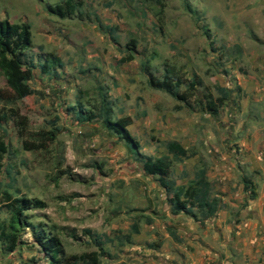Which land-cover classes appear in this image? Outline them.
<instances>
[{
  "label": "rangeland",
  "instance_id": "1",
  "mask_svg": "<svg viewBox=\"0 0 264 264\" xmlns=\"http://www.w3.org/2000/svg\"><path fill=\"white\" fill-rule=\"evenodd\" d=\"M63 1L0 0V20L29 26L26 56L57 60L50 77L22 68L32 94L0 103V141L8 149L0 156V187L23 200L29 222L59 238L66 264H88L79 257L90 252L97 264H136L129 245L141 242L150 218L164 221L159 214L168 205L157 177L144 175L141 161L104 129L101 96L141 158L167 156L171 141L185 149L164 170L166 182L185 188L201 170L209 198L227 175L246 183L254 174L244 169L252 162L246 147L264 151L254 140L264 119V0H71V16L47 12ZM163 74L180 82L186 103L150 87L149 77ZM189 81L197 82L192 90ZM0 90L9 96L1 70ZM209 100L213 114L205 110ZM79 106L95 118L76 123L70 109ZM49 132L51 140L38 137ZM20 242L0 253V264H46L27 229Z\"/></svg>",
  "mask_w": 264,
  "mask_h": 264
},
{
  "label": "trees",
  "instance_id": "2",
  "mask_svg": "<svg viewBox=\"0 0 264 264\" xmlns=\"http://www.w3.org/2000/svg\"><path fill=\"white\" fill-rule=\"evenodd\" d=\"M46 10L56 17L64 18L74 13L75 6L71 3V0H65L61 4L47 6ZM30 47L31 41L28 24L24 22L10 23L6 19L0 20V70L4 76L5 86L9 91V96H6L5 92L0 90V103H12V101L32 94L31 88L25 83L26 73L22 68L27 70L37 68L46 77L54 74V66L57 64L56 58L47 56L40 60L39 56H37V62H34L31 57L26 56V51ZM127 59L130 60L131 56H128ZM179 83L177 79L175 82H171L165 74H163L161 80H155L151 77L148 79L150 87L160 89L176 101L186 103V96L177 91ZM196 83L193 81L187 82L186 89L192 90ZM100 100V114L104 129L118 136L134 153L136 159L141 161V170L144 175L157 177L158 186L164 192L165 202L169 206V213L171 215L183 214L194 221L198 220L196 215L198 212L201 215L199 219L211 215L215 211L217 201L215 198H209L206 190L208 183L204 180L201 170L197 173L196 179L193 182L191 181L185 188H177L175 184L168 183L162 178L164 170L170 166L172 160L177 161L185 156V149L179 143L171 141L165 144L167 156L171 158L167 156L153 160L141 158L135 153L136 142L120 124L111 120L109 102L105 100L104 96H101ZM205 110L211 114L215 113L211 100L207 102ZM70 111L72 112L73 120L79 124L90 122L95 118L92 112L86 111L80 106L76 109L71 108ZM4 121L5 116L0 115V125ZM42 135H38L41 140H51L54 137V133L52 132L44 136ZM4 154H8V149L0 141V156ZM23 203V200L13 197L11 192L0 187V208L4 209L7 214V221L0 223V253L2 255H9L17 248H20L23 245L20 242L21 232L27 229L30 233L31 244L37 247L39 254L46 260V264H66L59 238L46 232L43 226L34 225L29 222L23 214ZM32 205L35 208L41 207V203L38 201H34ZM131 229L132 233H137L136 225H133ZM84 233L91 234L89 231H84ZM123 238L125 243H130L129 235H125ZM93 243L99 250L101 244L97 240H93ZM79 258L81 260L86 259L88 264H97L98 261L96 252L84 254Z\"/></svg>",
  "mask_w": 264,
  "mask_h": 264
},
{
  "label": "crops",
  "instance_id": "3",
  "mask_svg": "<svg viewBox=\"0 0 264 264\" xmlns=\"http://www.w3.org/2000/svg\"><path fill=\"white\" fill-rule=\"evenodd\" d=\"M259 91H264V83ZM259 100L264 101V93ZM260 123L254 140L264 146V119ZM246 149L252 162L244 169L253 176L246 183L240 174L218 179L217 206L205 218L196 214L194 221L183 214L171 215L169 206L159 214L164 220L159 225L150 218L138 236L141 242L129 245L136 264H264V151L258 153L256 146L255 151Z\"/></svg>",
  "mask_w": 264,
  "mask_h": 264
}]
</instances>
